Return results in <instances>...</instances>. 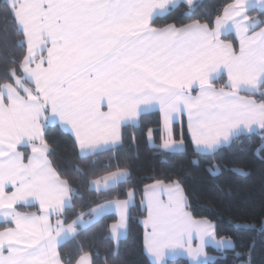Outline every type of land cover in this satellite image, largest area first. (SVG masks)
Returning a JSON list of instances; mask_svg holds the SVG:
<instances>
[{"label":"snow or ice","instance_id":"obj_1","mask_svg":"<svg viewBox=\"0 0 264 264\" xmlns=\"http://www.w3.org/2000/svg\"><path fill=\"white\" fill-rule=\"evenodd\" d=\"M176 2L5 0L4 12L26 53L0 83V264H61L59 246L113 207L120 213V224L113 225L118 238L134 202L130 189L127 200L99 204L71 223L62 219L74 208L77 191L49 159V119L71 130L82 157L112 151L121 128L137 126L151 110L161 117V147L171 152L185 147L183 135L174 137L185 116L192 145L201 153L215 154L240 135L256 132L257 125L264 135V0H234L214 26L198 20L158 26L157 19ZM183 2L190 11L197 6L196 0ZM233 27L238 53L221 39ZM225 73L227 83L217 88ZM240 92L259 93L260 101ZM129 179L128 170L118 167L90 188L112 192ZM160 184L149 186L152 191L142 201L145 246L153 264H167L166 257L184 254L181 250L192 264H206L205 245L233 247L230 238L217 239L210 221L193 220L179 182L163 189L167 202L156 194ZM32 201L39 202L43 215L17 207ZM194 232L200 238L196 248ZM76 264L92 261L85 254Z\"/></svg>","mask_w":264,"mask_h":264},{"label":"trees","instance_id":"obj_2","mask_svg":"<svg viewBox=\"0 0 264 264\" xmlns=\"http://www.w3.org/2000/svg\"><path fill=\"white\" fill-rule=\"evenodd\" d=\"M234 0H201L194 10L181 5L157 19L158 26L175 24L177 27L195 21L212 22L222 16L227 5ZM5 0H0V83L19 61L26 49L19 44L16 26L4 12ZM253 12H251L252 14ZM232 40V37L225 38ZM224 79V80H223ZM221 83H225L223 78ZM260 101V95L256 96ZM152 129L154 147L149 144L148 130ZM162 122L158 112L140 117L137 126L123 129L122 143L112 151L91 157L79 154L75 139L58 125H47L45 139L49 144L54 166L61 179L69 180L77 191L73 209L62 219L71 223L83 212L99 204L127 200V193L134 191L135 203L129 211L128 236L115 245L111 230L118 222L116 216L104 217L59 249L62 264H76L80 256L87 254L92 264H152L145 253V225L147 212L142 201L145 190L157 182L171 185L180 183L188 202V211L194 220L210 221L217 239L227 237L234 249L217 252L210 248L208 254L217 260L209 264H264V135L261 133L235 138L230 146L215 154L197 153L187 133L186 123H177L174 137L183 135L186 149L179 153H166L160 146ZM28 154V149H24ZM127 169L130 179L115 191L97 193L91 190L92 181L101 179L117 168ZM217 168L219 174L213 175ZM79 169V171H77ZM24 213L37 209L18 207ZM89 219L88 215L84 216ZM2 230V229H0ZM167 264H189L185 259Z\"/></svg>","mask_w":264,"mask_h":264},{"label":"crops","instance_id":"obj_3","mask_svg":"<svg viewBox=\"0 0 264 264\" xmlns=\"http://www.w3.org/2000/svg\"><path fill=\"white\" fill-rule=\"evenodd\" d=\"M199 1H201V0H196V3L199 2ZM181 5H186V4L183 2V0H177L176 5L173 6V7L171 8V10H173V9H175V8L181 6ZM171 10H170V11H171ZM170 11H169V12H170ZM169 12H168V13H169ZM168 13H167V14H168ZM167 14H165V15H167ZM165 15H164V16H165ZM229 23H231V22L229 21ZM227 37H232V40H226L225 38H227ZM221 39L224 40L225 42H231V43L233 44V46H234L235 51H236L237 53L239 52L240 42H239V38H238L237 35H236L235 27L232 28L231 32L226 33L225 36H222ZM237 42H238V43H237ZM223 76H224L225 79H226L225 83H227V75H226V73H225ZM222 79H223V78H222ZM222 79H219V82H220V83L218 84V86H216L217 88H219V87L225 85V83H224V84L221 83ZM220 80H221V81H220ZM239 95L242 96V97H244L243 95H246V94H245L244 92H240ZM245 98H246V97H245ZM102 110H105V111H106V109H102ZM155 112H158V113H159L158 110H151V111H149V112H147V113H145V114H150V113H155ZM145 114H143V115H145ZM183 121H185V123H186V129H187V118H186V116L183 118ZM47 125H58V126H60V128H61L63 131L69 133V134L72 135L73 138L75 139V136H74V134L71 132V130H70L69 128H66V127L61 126V125L59 124L58 121H54V120H52V119H49ZM129 126H131V125H129ZM126 127H127V126H126ZM255 127H256V128H259L258 125L255 126ZM124 128H125V127H122V128H121V139H120L119 141L116 142V146H115V148L119 147V146L121 145V143H122V133H123V129H124ZM256 131H259V130H256ZM187 133H188V129H187ZM250 134H252V133H247V132H246V133H244V134H242V135H240V136H243V135H250ZM256 134H257V133H256ZM188 135H189V137H190V134H189V133H188ZM240 136H239V137H240ZM190 139H191V137H190ZM76 144H77V142H76ZM77 147H78L79 154L81 155V152H80V149H79L78 144H77ZM224 147H227V146H224ZM224 147H222V148H224ZM115 148H114V149H115ZM160 148H161L164 152H166V153H179V152H181V151L184 150V149L182 148V149H178V150L175 151V152H171V151H167V150L163 149L161 146H160ZM222 148H221V149H222ZM27 149L29 150V151H28V154L30 155V154H31L30 147L27 148ZM105 151H108V150H103V151H101V152H99V153H102V152H105ZM99 153H97V154H99ZM200 154H201V153H200ZM209 154H210V153H205V155H209ZM94 155H96V154H94ZM94 155H89V156H85V157H91V156H94ZM210 155H211V154H210ZM154 185H157V184H154ZM152 186H153V185H152ZM167 186H169V185L160 184V185L155 189L156 194L160 197V199H162V200L165 201V202H167V200H168V196H167V193H166L163 189H164L165 187H167ZM91 190L94 191V192H97V193L104 192V191H96V190H93L92 188H91ZM151 191H152V189H151L150 187H148V188L145 190V192H144V196H143V201H144L145 203H146V194H150ZM183 193H184V191H183ZM184 195H185V194H184ZM185 197H186V196H185ZM128 199H129V197H128ZM112 203H114V202H112ZM134 203H135V195H134V202L130 205L129 211H130V209L134 206ZM17 207H28V208H34V207H35V208L37 209V211H36V212H32V213H28V214H34V213H37L38 211H39V214H38V215H43V214H44V213L41 211V209H40V205H39V202H38V201H32V203H31L30 205H18ZM143 209L145 210L144 207H143ZM186 210L188 211V202H187V208H186ZM145 211H146V210H145ZM188 212H189V211H188ZM35 215H36V214H35ZM111 215H114V216L117 217L118 222H117L115 225H119V224H120V213H119V210H117L116 208L113 207V208H110V209L106 210L105 213H104L102 216L98 217L96 220H94L92 223H90V224L87 225L86 227H81V228H79L78 231H79V230H85V229L89 228L91 225H93L94 223H96V222L100 221L101 219H103L104 217L111 216ZM190 215H191V214H190ZM128 218H129V212H128V217H127V219H126V221H125V227L122 228V229H119V231H120L121 234L119 235L118 238L114 236V234H113V227H112V230H111V236H112V239H113L115 245H118L119 242H121L122 240L126 239L127 236H128ZM49 219H50L51 223H52L53 225H55V223H56V222H55V220H56V213H55V212H52V214L50 215ZM83 219H84V220H88V219L85 218V217H83ZM89 219H90V218H89ZM145 229H146V227H145ZM147 231H148V229H146V232H147ZM145 237H146V233H145ZM198 238H199V237L196 236V234H195V232H194V233H193V241H192V247H193V248H196V247L199 246V244H198ZM71 240H73V239H72L71 237H69V239H68L67 241H65L62 245H64L65 243H67V242H69V241H71ZM232 244H233V243H232ZM62 245H61V246H62ZM61 246H59V248H58V252H59V249H60ZM144 248H145V253H146L147 257L149 258V260H150L151 263L153 264V259H152V257H151L150 254H148L147 251H146L145 239H144ZM212 249H214V248H212ZM233 249H234V245H233L232 248L227 249V250H225V251H231V250H233ZM214 250H216V249H214ZM181 251H183L184 254H182V255H180V254H176V255H169V256H167V257H166L167 263H168L169 261H173V260L185 259V260H187V261L189 262V264H192V258L189 257V256L187 255L186 250H181ZM216 251H217V252H224L222 249H218V248H217ZM90 258H91V257H90ZM91 261H92V259H91ZM61 264H62V262H61Z\"/></svg>","mask_w":264,"mask_h":264},{"label":"rangeland","instance_id":"obj_4","mask_svg":"<svg viewBox=\"0 0 264 264\" xmlns=\"http://www.w3.org/2000/svg\"><path fill=\"white\" fill-rule=\"evenodd\" d=\"M251 16L252 17H256L257 16V13L256 12H253L252 14H251ZM256 31H259V29H256ZM249 34H251V32L249 33ZM238 43V42H237ZM223 78H225L224 76H223ZM224 80V79H223ZM221 81V80H220ZM225 81H226V79H225ZM220 82H219V80H218V82H217V84H216V86H218V84H219ZM226 84V83H225ZM221 87H223V86H221ZM259 95V93H257L256 95H254V96H252V95H250V94H247V95H243L244 97H246V98H248V99H253V100H256L257 102H259L258 101V99L256 98V96H258ZM257 130H259V131H256V132H254V133H252V134H250V135H253V134H256V133H261V130L259 129V128H256ZM149 144H150V146L151 147H154V138H153V134H152V136H151V138L149 137ZM194 147V146H193ZM184 150L183 151H185V149H186V145H185V147L183 148ZM183 151H181V152H183ZM196 151V150H195ZM197 152V151H196ZM197 153H201V152H197ZM201 154H205V153H201ZM211 154V153H210ZM209 154V155H210ZM219 169H217V168H215L213 171H212V174L213 175H217V174H219ZM34 214H36V215H38L39 214V211L37 212V213H34ZM194 220V219H193ZM196 221H198V220H196ZM55 222H56V220H55ZM263 228H264V223H263ZM207 239V238H206ZM198 244L200 245V238H198ZM210 248H214V249H216L217 250V247L214 245V244H212V243H209V244H207V245H205L204 246V249H203V251H204V253H206V255H207V257H208V259H207V261H206V264H209V263H212V262H215L216 260H217V257L216 256H211V255H209L208 254V249H210ZM223 250V249H222ZM223 251H225V250H223ZM202 259H203V257H202Z\"/></svg>","mask_w":264,"mask_h":264}]
</instances>
